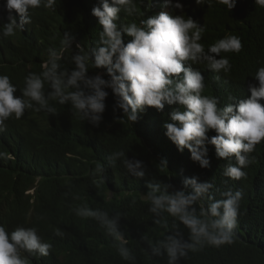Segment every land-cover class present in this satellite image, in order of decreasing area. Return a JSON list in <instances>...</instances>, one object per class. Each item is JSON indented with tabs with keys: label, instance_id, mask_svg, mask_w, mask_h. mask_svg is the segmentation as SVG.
I'll list each match as a JSON object with an SVG mask.
<instances>
[{
	"label": "clouds",
	"instance_id": "1",
	"mask_svg": "<svg viewBox=\"0 0 264 264\" xmlns=\"http://www.w3.org/2000/svg\"><path fill=\"white\" fill-rule=\"evenodd\" d=\"M136 1L100 0L99 6L92 9L102 29L97 44L86 50L65 32L60 48L48 50L40 73L33 72L28 63L22 64L29 74L24 78L21 95H16L17 87L0 69V264H28L38 253L47 256L52 248L51 243L43 240L38 221L41 177L31 173L33 153L25 150L29 143L22 140L28 129V121L23 118L26 109L55 114L50 101L70 104L82 120L98 127L106 109L107 89L115 98L113 111L121 110L123 117L132 123L149 107L163 112L165 104L175 105L169 114L171 122L162 127L177 150L183 153L187 149L194 163L208 168V145H213L217 158L234 157L236 161L226 165L225 176L237 180L246 176L243 169L251 162L248 154L264 140V63L255 66L250 76H254L252 82L242 84L241 88L251 82L244 97L235 92L226 102L211 96L207 93V79L224 75L230 78L235 73L239 55L230 58L228 53L243 50L241 38L225 35L207 45L205 35L211 34L199 21L183 13L181 0H161L160 7L139 23H119L121 11L129 16L137 13ZM193 1L209 7L218 2L230 12L237 5V0ZM53 3L54 0H5V8L0 7L8 18L2 26L3 35L22 32L32 20L30 9L41 5L50 8ZM254 3L264 7V0ZM69 50L74 67L66 69L60 61ZM90 66L100 71L90 75ZM206 72L211 75L205 80ZM46 83L50 89L47 93ZM12 120L19 121L17 127L9 122ZM210 131L216 134L209 137ZM117 160H122L132 176L145 177L146 168L141 160L126 158L122 150L109 156L112 164ZM167 163L166 158H161L159 167L167 168ZM104 171V166L97 163L92 175L103 178ZM182 185L175 190L161 181L146 184L153 222L167 227L161 219L167 213L189 230L188 239L175 231L155 244L150 243L151 254L166 253L168 264H179L189 251H198L206 245L231 244L238 225L242 198L239 190L224 191L223 198L216 200L212 193L214 185L209 180L201 182L197 176L186 177ZM22 208L28 209L29 214ZM74 211L79 217L96 220L116 242L124 260L134 259L120 230L119 213L110 217L87 204ZM62 234L57 229L56 235Z\"/></svg>",
	"mask_w": 264,
	"mask_h": 264
},
{
	"label": "trees",
	"instance_id": "2",
	"mask_svg": "<svg viewBox=\"0 0 264 264\" xmlns=\"http://www.w3.org/2000/svg\"><path fill=\"white\" fill-rule=\"evenodd\" d=\"M150 1L154 4L137 0V13L129 16L121 11L118 22L139 23L146 19L162 4L161 0ZM181 1L183 13L197 23L199 21L211 34L212 37L205 35L207 45L225 35L241 38L243 50L238 54L228 53L230 58L239 55L235 73L230 78L226 75L208 78L211 75L208 72L204 76L205 80L208 78L209 95L226 102L235 92L244 97L253 81L254 76H250L255 66L264 63V7L254 0H237L236 7L230 12L218 2L209 7L196 5L193 0ZM99 3L100 0H54L50 8L41 5L30 9L31 22L22 32L8 37L2 33L8 18L5 12H0V69L17 87L16 95L22 94L24 78L29 74L22 64L28 63L33 72L40 73L48 50L60 48L65 32L74 36L86 50L97 44L102 29L92 15V9ZM4 5L5 0H0V7ZM71 55L72 50L63 54L60 61L63 68L74 67ZM97 71L100 70L90 66V75ZM246 81L251 82L241 88ZM49 90L46 83V93ZM107 91L106 109L98 127L82 120L70 104L50 101L56 109L55 114L26 109L23 118L28 121V129L22 140L29 143V148L22 145L33 153L31 173L41 177L38 221L43 240L52 244L47 256L38 253L28 264H168L166 253L151 254L150 243L155 244L175 231L188 239L189 230L167 213L161 218L167 227L153 222L154 215L149 211L150 202L146 199V184L161 181L179 190L184 178L193 176L199 177L201 182L209 180L213 183L212 193L216 200L223 198L221 193L224 191L239 190L242 193L238 225L231 244L206 245L198 251H189L179 264H264V140L248 154L251 162L243 169L246 176L232 179L224 175V170L228 163H236L234 157L217 158L215 147L208 145L210 167L201 168L190 159L187 149L180 153L167 138L162 125L171 122L169 114L175 105L165 104L163 112L149 107L137 122L132 123L123 117L121 110L113 111L115 98L110 89ZM9 122L15 127L19 124L18 120ZM215 134L214 131L208 133L209 137ZM121 150L126 153V158L143 162L144 178L128 173L122 160L115 164L109 161L112 152ZM161 158L167 159V168L159 167ZM97 163L104 166L103 178L92 175ZM83 204L107 212L110 217L120 214V230L133 260H124L119 255L116 242L96 220L75 214L74 209ZM22 209L29 214L28 209ZM57 229L63 234L56 235Z\"/></svg>",
	"mask_w": 264,
	"mask_h": 264
},
{
	"label": "bare ground",
	"instance_id": "3",
	"mask_svg": "<svg viewBox=\"0 0 264 264\" xmlns=\"http://www.w3.org/2000/svg\"><path fill=\"white\" fill-rule=\"evenodd\" d=\"M147 1V3H151V4H154V3H152L150 0H146ZM156 1V0H155ZM212 1H215V0H212ZM160 2V1H159ZM156 7V6H155ZM6 135H3V137H5ZM81 159V158H80ZM11 165V164H10Z\"/></svg>",
	"mask_w": 264,
	"mask_h": 264
}]
</instances>
